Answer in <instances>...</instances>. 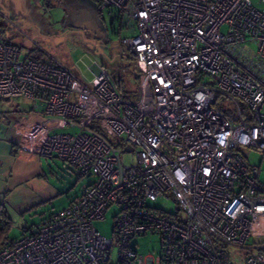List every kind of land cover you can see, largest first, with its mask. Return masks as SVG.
<instances>
[{
  "label": "built area",
  "instance_id": "built-area-1",
  "mask_svg": "<svg viewBox=\"0 0 264 264\" xmlns=\"http://www.w3.org/2000/svg\"><path fill=\"white\" fill-rule=\"evenodd\" d=\"M92 1L132 29L120 43L139 71L135 97L98 62L86 81L63 65L21 58L0 27V99L32 101L24 147L94 176L39 227L3 238L0 264H234L228 245L246 264H264V183L240 150L264 154V6ZM124 152L135 153L132 163ZM158 198L178 208L153 206ZM111 206L107 237L94 222ZM148 233L160 235V247L142 255L135 239Z\"/></svg>",
  "mask_w": 264,
  "mask_h": 264
},
{
  "label": "rangeland",
  "instance_id": "rangeland-1",
  "mask_svg": "<svg viewBox=\"0 0 264 264\" xmlns=\"http://www.w3.org/2000/svg\"><path fill=\"white\" fill-rule=\"evenodd\" d=\"M17 1L19 6H17ZM73 0H0V27L7 42L20 49L21 58H34L45 64H60L67 67L79 78H91L89 67L95 61L102 64L116 82L121 78L125 86L133 90L135 83L130 73L128 52L120 43L112 44L113 40L132 34V29H121L112 20L107 11H102L101 19L107 29L106 39L96 44H87L83 35L66 27L68 22L67 6ZM95 9L91 0H83ZM255 7L264 6L260 0H251ZM67 28L64 41L56 46L53 40H48L49 33ZM225 28H222L224 30ZM30 108L32 101L26 98L3 99L5 109L13 104ZM74 127H55L56 133H76ZM247 160L260 168L259 179L264 183V158L262 152L251 149H240ZM124 161L132 163L135 153L124 152ZM94 180V176H80L77 169L59 158L40 156L37 153H21L14 170L1 175L0 179V232L8 237L18 238L25 228H37L51 212L62 210L73 200L80 197L84 188ZM167 212H175L178 208L173 198H158L151 203ZM117 206L107 209L105 218L96 220L98 231L111 237L114 215ZM137 250L140 254L158 252L161 238L159 234L148 233L137 237ZM134 242V241H133ZM227 250L234 264H246V255L235 247L228 245ZM116 249H113L115 258Z\"/></svg>",
  "mask_w": 264,
  "mask_h": 264
},
{
  "label": "crops",
  "instance_id": "crops-1",
  "mask_svg": "<svg viewBox=\"0 0 264 264\" xmlns=\"http://www.w3.org/2000/svg\"><path fill=\"white\" fill-rule=\"evenodd\" d=\"M31 121L33 117L28 108L14 103L12 108L5 109L0 99V179L14 170L21 153H34L23 145L24 133Z\"/></svg>",
  "mask_w": 264,
  "mask_h": 264
},
{
  "label": "flooded vegetation",
  "instance_id": "flooded-vegetation-1",
  "mask_svg": "<svg viewBox=\"0 0 264 264\" xmlns=\"http://www.w3.org/2000/svg\"><path fill=\"white\" fill-rule=\"evenodd\" d=\"M46 1L52 2L55 0ZM19 5L17 1V6L20 7ZM100 13L101 12L97 11V9L90 8L83 0H73L69 2L67 6L68 22H66L65 25L67 28L80 32L87 44H96L101 39H106L107 36V29L102 22ZM75 24L81 27H75ZM67 28L54 30L52 33H49L48 40H53L56 46L60 45L66 38ZM62 39L63 41L59 43ZM57 43L59 44L57 45ZM112 44H120V39L117 38V40H113Z\"/></svg>",
  "mask_w": 264,
  "mask_h": 264
},
{
  "label": "trees",
  "instance_id": "trees-1",
  "mask_svg": "<svg viewBox=\"0 0 264 264\" xmlns=\"http://www.w3.org/2000/svg\"><path fill=\"white\" fill-rule=\"evenodd\" d=\"M127 58H128V64H127V66L129 68L130 73L133 75V80H134V83H135V88L133 90L128 89L125 86V84H124L123 78H121L119 82H116V84H117L120 92L125 97L132 98V97H135V95H136V87H137V82H138L139 71L136 68L135 61H134L133 56H131L130 54H128L127 55ZM5 237H8V236H6L5 234H3V232H0V240H2Z\"/></svg>",
  "mask_w": 264,
  "mask_h": 264
},
{
  "label": "water",
  "instance_id": "water-1",
  "mask_svg": "<svg viewBox=\"0 0 264 264\" xmlns=\"http://www.w3.org/2000/svg\"><path fill=\"white\" fill-rule=\"evenodd\" d=\"M74 26H75V27H81L80 25H77V24H75ZM62 41H63V39H62L59 43H61ZM59 43H57V45H58ZM124 150H131V147H130V146H126V147L124 148Z\"/></svg>",
  "mask_w": 264,
  "mask_h": 264
}]
</instances>
